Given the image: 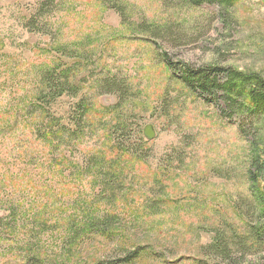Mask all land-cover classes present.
I'll return each instance as SVG.
<instances>
[{"label": "rangeland", "instance_id": "rangeland-1", "mask_svg": "<svg viewBox=\"0 0 264 264\" xmlns=\"http://www.w3.org/2000/svg\"><path fill=\"white\" fill-rule=\"evenodd\" d=\"M187 67L264 77V0H0V264H264V117Z\"/></svg>", "mask_w": 264, "mask_h": 264}, {"label": "trees", "instance_id": "trees-1", "mask_svg": "<svg viewBox=\"0 0 264 264\" xmlns=\"http://www.w3.org/2000/svg\"><path fill=\"white\" fill-rule=\"evenodd\" d=\"M239 0H187L189 4L192 6L198 7L203 4H212L218 6L222 11H230L234 8V6L238 3ZM224 72L227 76V82L223 87H220L218 82L219 74ZM53 73L45 72L43 74V82L42 85L46 86V89H50V92L60 91V81L56 79V76L52 75ZM185 82L194 89H199L202 93H208L210 90L215 89L218 90L223 88L226 95L232 100V97L243 98L244 107L250 111L251 114L254 115L256 120H260L264 117V77L258 73H245L233 71L232 69L221 70L219 68H208V69H199L193 70L190 67H187L185 74ZM67 82V80H66ZM60 95V93H58ZM51 99L49 97H45L42 103L46 105L45 108H42V112H49L47 106H49V101ZM83 108H80L82 118L85 117V111ZM80 122V121H79ZM78 122V123H79ZM44 124V123H43ZM81 124H77L80 126ZM50 127V130H54L56 132H62L66 135H71L70 129H67L64 126L54 125L51 122L49 125H41V129L43 131L44 137H46L45 128ZM76 130L79 131L77 128ZM116 131H124L126 130L125 126L119 125V128L115 129ZM42 131H39L41 133ZM73 134V133H72ZM125 137V136H124ZM125 144L119 145V148H124ZM124 146V147H123ZM125 150L130 152V149L125 147ZM252 169H251V180L255 185H258L259 176L264 172V161L260 158H255L253 161ZM258 187V186H257ZM256 188V187H255ZM259 236L264 235V228L258 230ZM78 236V232L75 233ZM136 253L130 254L127 258H125V262H131L136 257ZM97 264H115L110 261H101ZM117 264V263H116Z\"/></svg>", "mask_w": 264, "mask_h": 264}, {"label": "water", "instance_id": "water-1", "mask_svg": "<svg viewBox=\"0 0 264 264\" xmlns=\"http://www.w3.org/2000/svg\"><path fill=\"white\" fill-rule=\"evenodd\" d=\"M146 135H148L149 138H152V135L149 132V128L146 129Z\"/></svg>", "mask_w": 264, "mask_h": 264}]
</instances>
